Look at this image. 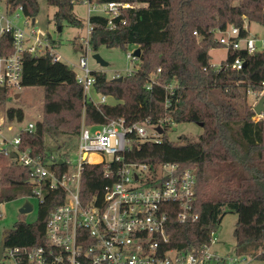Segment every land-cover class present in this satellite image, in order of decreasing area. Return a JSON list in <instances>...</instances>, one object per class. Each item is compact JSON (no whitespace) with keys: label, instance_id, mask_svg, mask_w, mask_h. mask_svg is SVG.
<instances>
[{"label":"trees","instance_id":"1","mask_svg":"<svg viewBox=\"0 0 264 264\" xmlns=\"http://www.w3.org/2000/svg\"><path fill=\"white\" fill-rule=\"evenodd\" d=\"M4 1L12 9L23 5L24 15L31 19L40 10L38 0ZM84 1L48 0L58 8L54 15L56 24L83 26L75 5ZM91 1L99 5L113 1L138 5L121 10L115 18V29L101 14L89 17L93 50L98 51L103 45L126 48L136 44L142 49L136 60L137 69L112 78L103 71H93L96 92L118 100L114 105L95 104L86 98L78 74L68 64L55 61L48 53L35 56L25 52L21 86L44 87L45 98L44 117L35 122L32 132L23 133L21 147H29L32 154L43 158L53 152L68 155L73 140L61 142L60 137H79L83 126L103 125L121 118L126 125L166 120L159 142L142 141L131 135L133 146L126 157L154 165L177 162L197 173L195 210L199 218L181 223L175 214L171 215L167 224L169 246L188 251L209 243L226 213L235 212V237L238 248L243 250L240 256H253L264 262V117L258 118L254 106L246 102L248 89L263 88L264 50L249 54L246 49L230 48L220 69L212 68L210 54L212 48L224 47L216 40V30L237 26L240 36L246 37L252 22L264 26V0ZM48 36L52 44L50 33ZM11 40L9 34L0 37L1 53L12 51ZM237 58L244 61L243 68L227 67ZM152 76L160 84L153 83L148 89ZM168 83L178 84L170 105L165 87ZM14 98L10 88L0 86V106L5 107L7 119L20 122L25 111L13 104ZM64 112H76L77 124L62 122ZM172 122L202 123L203 133L197 141H190L187 136L171 141L168 132ZM83 177L88 181L82 190L87 198L111 181L105 178L102 164H86ZM30 179V168L0 154V204L21 195L34 196L35 186ZM64 199L62 189L44 186L37 221H19L15 229L7 230L6 246L32 247L42 243L48 216Z\"/></svg>","mask_w":264,"mask_h":264},{"label":"built area","instance_id":"2","mask_svg":"<svg viewBox=\"0 0 264 264\" xmlns=\"http://www.w3.org/2000/svg\"><path fill=\"white\" fill-rule=\"evenodd\" d=\"M85 2L89 4L90 16H105L111 29L117 27L115 18L121 15L123 8L138 6L120 1L102 5L91 0ZM34 20L24 15L23 5L12 9L0 0V37L9 34L12 38V51L0 52V86L11 90L22 88L25 52L35 56L48 53L55 61H62L48 33L35 28L28 31L24 27H29L31 22L35 24ZM89 24V35L85 40L87 49L93 28ZM215 32L216 40L227 50L246 49L249 54L264 50V37L251 34L242 37L237 26ZM127 57L134 61L139 59L135 50L128 52ZM243 65L244 61L237 58L227 67L241 69ZM79 66L85 71L84 75H77V79L84 87L86 98L95 104L107 103V95L100 100L92 95L96 91V78L88 66L87 56L81 57ZM222 66L212 64L215 69ZM150 80L148 89L153 83L160 84L155 76ZM262 86L261 90L250 88L247 93L259 101L264 96V82ZM165 87L170 105L178 84L168 83ZM257 117H264V112ZM13 123L6 114L0 115V154L11 157L15 152L13 159L31 169L34 196L42 200L46 186L51 190L62 189L65 199L51 210L44 241L32 247H10L8 253L6 246L0 264H7L3 263L6 259L11 260V264H227V258L213 250L217 243L214 233L209 243L188 251L169 246L167 224L171 215L175 214L181 223L199 218L195 210L198 199L195 169L182 168L177 162L154 165L126 157L133 146L131 135L142 141L159 142L163 133L157 128H164L166 120L126 125L121 118L103 125L83 126L79 136L80 158L76 165L67 154L53 152L43 158L32 154L29 147L22 148L23 133L32 132L36 123L30 122L16 133H13ZM91 155H97V158L92 159ZM86 164H102L105 178L111 179L88 198L82 192L88 185L83 177ZM250 259L252 257L239 255L233 258V264H246Z\"/></svg>","mask_w":264,"mask_h":264},{"label":"rangeland","instance_id":"3","mask_svg":"<svg viewBox=\"0 0 264 264\" xmlns=\"http://www.w3.org/2000/svg\"><path fill=\"white\" fill-rule=\"evenodd\" d=\"M39 1V12L35 18V24L32 22L30 26L24 25L29 31L31 28L38 29L42 32L50 33L52 36V46L55 51L62 56V61L68 64L78 75H84L85 71L79 66L82 56H87L88 66L92 71H103L109 78L114 77L116 74H129L131 71L137 69V62L127 57L128 52L136 50L138 45L129 44L126 48L121 47H107L101 46L98 51H94L91 45L86 48L85 40L89 35V4L88 2L78 3L75 5V13L79 19L82 20L83 26H72L69 23H64L63 27L58 26L54 20V15L57 12V6L49 4L48 0ZM59 27L62 29L60 30ZM250 34H257L260 37H264V26L252 22L249 28ZM98 52L101 56L108 61V66H101L93 57ZM212 56L211 63L220 67L227 59L228 50L225 47L212 48L210 50ZM123 76V75H121ZM13 98L17 93H20L19 98L13 99V104L20 106L25 111V118L23 121L14 122L13 133L18 132L28 126L30 122H37L42 120L43 105L45 98V89L41 86H29L22 87L15 90H11ZM92 95L94 99L100 100L104 95L102 93L93 91ZM17 100H19L17 102ZM258 101V98L254 95H246V102L253 105ZM16 102V103H15ZM118 100L113 96H107L108 104H116ZM5 107L0 106V115L6 113ZM62 122L70 126H74L78 122L76 112H64ZM66 118V119H65ZM82 124L84 121L80 120ZM203 133V127L198 122H172L168 136L171 141L177 142L181 137L187 136L190 141H197L200 135ZM73 140L72 146L68 149V155L76 165L80 158V137L73 136H61L60 141ZM65 150V149H64ZM112 158L111 155L108 156ZM214 187V184L211 188ZM29 200L33 204V210L28 213H21L20 208L24 205L25 201ZM40 199L36 196L21 195L16 199L5 201L0 204V240L7 230H13L19 221H25L29 223L36 222L39 214ZM238 221V215L235 212H227L223 217L221 224L214 232L217 237V243L213 246V250L219 253L220 256L227 258V264H233V258L239 257L243 253L242 249L237 246L235 237V229ZM10 246L7 247V253ZM264 250V248H263ZM246 264H264L263 261L257 257L251 256ZM3 263L11 264V260L6 259ZM242 264V262H237Z\"/></svg>","mask_w":264,"mask_h":264},{"label":"water","instance_id":"4","mask_svg":"<svg viewBox=\"0 0 264 264\" xmlns=\"http://www.w3.org/2000/svg\"><path fill=\"white\" fill-rule=\"evenodd\" d=\"M34 21H35V20H34ZM59 29L61 30L62 28L59 27ZM141 54H142V49H141V47L138 46V47L136 48V50H135V55H136L138 58H140ZM93 57L96 59V61H97L101 66L105 67V66H108V65H109L108 61H106V60L101 56L100 53L96 52V53L94 54ZM244 65H245V63H244ZM123 78H124L123 76H119V79H120V80H122ZM19 97H20V93H17V94L15 95V98H19ZM254 109H255V111H256L257 114H259V115L263 114V112H264V96H262V97L259 99V101H258V103L255 105ZM200 125L203 126L202 123H200ZM157 129H158V131H159L160 133H164V128H163V127L159 126ZM11 157H12V158L16 157V153L13 152V153L11 154ZM60 161L62 162V160H60ZM32 210H33V204H32L29 200H26L25 203H24V205L20 208V212H21V213H28V212H31ZM2 240H3V241H2V244H1V246H0V259H1V257H2V254H3L4 248H5V237H3Z\"/></svg>","mask_w":264,"mask_h":264},{"label":"flooded vegetation","instance_id":"5","mask_svg":"<svg viewBox=\"0 0 264 264\" xmlns=\"http://www.w3.org/2000/svg\"><path fill=\"white\" fill-rule=\"evenodd\" d=\"M3 237H5V240H6V234L4 233V235L2 236V238H1V240H0V246H1V244H2V239H3ZM6 249V243H5V248H4V250ZM4 252V251H3Z\"/></svg>","mask_w":264,"mask_h":264},{"label":"bare ground","instance_id":"6","mask_svg":"<svg viewBox=\"0 0 264 264\" xmlns=\"http://www.w3.org/2000/svg\"><path fill=\"white\" fill-rule=\"evenodd\" d=\"M91 158L92 159H96L97 158V155H91Z\"/></svg>","mask_w":264,"mask_h":264},{"label":"crops","instance_id":"7","mask_svg":"<svg viewBox=\"0 0 264 264\" xmlns=\"http://www.w3.org/2000/svg\"><path fill=\"white\" fill-rule=\"evenodd\" d=\"M250 25H251V24H249V26H248V30H249V28H250ZM249 32H250V31H249ZM254 35H257V34H254ZM257 36H259V35H257ZM259 37H260V36H259ZM117 103H118V102H117Z\"/></svg>","mask_w":264,"mask_h":264}]
</instances>
